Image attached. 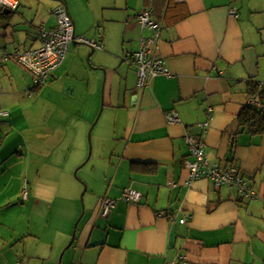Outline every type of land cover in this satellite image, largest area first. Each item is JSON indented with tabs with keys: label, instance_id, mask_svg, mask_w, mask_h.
Here are the masks:
<instances>
[{
	"label": "crops",
	"instance_id": "crops-1",
	"mask_svg": "<svg viewBox=\"0 0 264 264\" xmlns=\"http://www.w3.org/2000/svg\"><path fill=\"white\" fill-rule=\"evenodd\" d=\"M17 1L15 12L0 7V106L9 112L0 117V180L11 181L0 187V264H264V134L237 120L255 98L264 112V0ZM62 9L85 41L33 89L16 54L39 48V29L55 27ZM146 9L161 23L157 36L137 20ZM155 36L171 76L139 87L130 58ZM99 110L94 126L101 116L107 136L94 142L82 192L72 174L89 164L88 143L72 122ZM172 111L180 123H167ZM208 114L209 161H233L257 198L205 177L185 185L186 131L201 135ZM125 188L140 202H125ZM105 197L116 201L106 218Z\"/></svg>",
	"mask_w": 264,
	"mask_h": 264
},
{
	"label": "built area",
	"instance_id": "built-area-1",
	"mask_svg": "<svg viewBox=\"0 0 264 264\" xmlns=\"http://www.w3.org/2000/svg\"><path fill=\"white\" fill-rule=\"evenodd\" d=\"M0 7L10 12H15L19 8L17 0H0ZM152 9H146L139 13L137 20L146 27H149L157 34L161 30L160 21L151 17ZM233 17L237 18L238 11L234 8L230 10ZM67 10L62 9L58 12V23L51 29L45 27L39 29L41 46L36 49L19 51L16 60L25 70L32 74L34 78L33 89L43 87L47 84L51 73L58 68L66 57L70 44L77 40L84 42L85 38H74V25L72 18ZM156 36L143 40L142 49L130 58V61L138 65L139 80L138 85L143 86L147 76L163 75L170 77L171 73L165 66L164 61L156 54L153 46L156 44ZM6 57V54H4ZM261 83H259V86ZM253 105H259L255 100ZM9 112L0 106V117L8 116ZM165 119L168 124H178L181 122L177 112H167ZM214 117L208 114L203 121L198 123L201 135H194L190 130L186 131L185 139L188 144L192 160L186 161L185 167L188 170V179L185 185L191 187L193 183L202 178L210 179L216 187L225 185L230 188H237L238 193L244 198H257L250 182L241 175L238 166L230 165L222 167L219 163H211L205 151L202 136L208 132ZM23 200H27V192L24 188ZM141 194L131 188H125L122 192V199L125 202H140ZM116 201L110 198H103L101 203V215L107 217L115 207ZM185 223V220H181ZM18 264V263H17Z\"/></svg>",
	"mask_w": 264,
	"mask_h": 264
},
{
	"label": "rangeland",
	"instance_id": "rangeland-1",
	"mask_svg": "<svg viewBox=\"0 0 264 264\" xmlns=\"http://www.w3.org/2000/svg\"><path fill=\"white\" fill-rule=\"evenodd\" d=\"M4 10H7V9H4ZM27 105H28V103H27ZM34 107L37 109V111H39L42 108H44V109L47 108V105H43V107H42L41 105L38 104V105H34ZM50 109H48V110H50ZM100 110L97 112V116H95V118H89V117H86V116H84V117L82 116L83 122H81V120H80V122H79V120L72 122V125H74V127L83 126V128H84V135L86 136V140H87V143H88V155H87V159L86 160H88V158H90L88 160L89 161V164L87 166H84V164H85V162H84L83 164H81L80 166H78L77 168H75V171L72 174L73 180L77 184L80 183L82 185V192L84 191V187L86 186L85 183L82 180V175L87 170V168H90L92 166L91 165V162L94 159L93 158L94 142H95L96 139L98 141L99 138L97 136H99L101 138L107 136V131H100V132H98V130L100 128V125H101L100 122L102 120L101 116H100V119H99V122H98L97 126L96 127L94 126V124L96 123V121L98 119V115H99ZM92 119H94V120H92ZM71 167L72 166L69 165L67 169H70ZM5 183L11 184V181L9 179H7V180H0V187L4 186ZM12 184H14V181H12ZM81 195H82V193H81ZM80 203H81V206H82L81 196H80ZM82 210H83V206L81 208V211ZM20 211H21L20 209H16V210L14 209V214L12 212L11 218H13L14 215L21 214ZM1 220H4V218L1 217Z\"/></svg>",
	"mask_w": 264,
	"mask_h": 264
},
{
	"label": "trees",
	"instance_id": "trees-1",
	"mask_svg": "<svg viewBox=\"0 0 264 264\" xmlns=\"http://www.w3.org/2000/svg\"><path fill=\"white\" fill-rule=\"evenodd\" d=\"M257 84L259 86V83L258 82H256L255 84L250 83L249 89L251 91L250 92L251 94L256 95L258 93L259 87L257 86ZM255 101L259 105H253L250 102L249 106H247V108H245L240 113V115L238 116L237 120H238L239 127L241 128L242 131L248 132L251 135H263L264 134V112L260 109L261 102L258 100V98H255ZM219 164L222 167H227V166H230V165H234L233 161H229L225 165H222L221 163H219ZM240 172H241V169H240ZM241 175H242V173H241ZM202 178H204V177H202ZM223 186H225V185H222L220 187H223ZM27 199H28V197H27ZM100 215H101V213H100ZM104 218H106V217H104ZM17 263L18 264H21L20 262H17Z\"/></svg>",
	"mask_w": 264,
	"mask_h": 264
},
{
	"label": "water",
	"instance_id": "water-1",
	"mask_svg": "<svg viewBox=\"0 0 264 264\" xmlns=\"http://www.w3.org/2000/svg\"><path fill=\"white\" fill-rule=\"evenodd\" d=\"M4 13L5 14H9L10 12L8 11V10H4ZM76 36H75V29H74V38H75ZM79 220H80V218H79ZM78 220V221H79ZM74 237V236H73ZM72 241H73V238H72ZM72 241L70 242V245L72 244Z\"/></svg>",
	"mask_w": 264,
	"mask_h": 264
},
{
	"label": "bare ground",
	"instance_id": "bare-ground-1",
	"mask_svg": "<svg viewBox=\"0 0 264 264\" xmlns=\"http://www.w3.org/2000/svg\"><path fill=\"white\" fill-rule=\"evenodd\" d=\"M69 15V14H68ZM70 16V15H69ZM71 17V16H70Z\"/></svg>",
	"mask_w": 264,
	"mask_h": 264
}]
</instances>
